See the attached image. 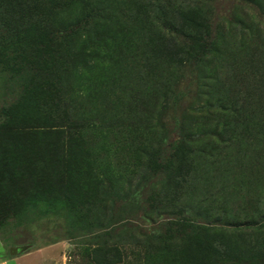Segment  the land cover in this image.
<instances>
[{
    "label": "rangeland",
    "instance_id": "obj_1",
    "mask_svg": "<svg viewBox=\"0 0 264 264\" xmlns=\"http://www.w3.org/2000/svg\"><path fill=\"white\" fill-rule=\"evenodd\" d=\"M197 1L204 28L184 61L148 4L175 18ZM74 120L90 197L47 213L28 202L33 249L200 264V240L227 248L226 264H264V0H0V126Z\"/></svg>",
    "mask_w": 264,
    "mask_h": 264
},
{
    "label": "trees",
    "instance_id": "obj_2",
    "mask_svg": "<svg viewBox=\"0 0 264 264\" xmlns=\"http://www.w3.org/2000/svg\"><path fill=\"white\" fill-rule=\"evenodd\" d=\"M149 3L150 12L155 11L158 14L155 18L156 23L167 34L165 39L171 48V55H177V58H185L184 61H187L192 52L191 43L198 38L197 31L204 28L201 16L203 9L200 5L205 2L197 1L195 6L187 8L188 10L183 8L174 10L172 13L175 18H167L158 5ZM90 19L89 16L76 17L72 20L66 19L63 24L68 30H72L80 27L82 23L86 24ZM51 34L59 36L55 31ZM173 38L184 40L186 48L177 45L179 47L177 50ZM73 46L70 45L72 53L76 51ZM202 79L205 81L208 77L203 74ZM81 125L79 121L74 120L66 122L63 126H0V196L4 203V207L0 208V238L11 240L26 231L30 225L24 221L29 213L24 212L28 202L40 201L45 207L44 213H47L59 208L58 205L63 201L69 210L74 204L82 203L85 197H90V194L85 193L87 189L81 182V179H84L91 183L87 169L85 170L86 165L83 168L79 167V164L86 163L83 155L85 151L82 148L75 151V147L82 139L72 131L80 129ZM136 152H139V149ZM202 234L209 236L207 232ZM195 235L191 238L199 240L201 235L198 233ZM217 245L220 244L213 241L211 246L209 242L206 245L200 240L197 242L195 246L200 248L199 252L204 256L200 264L228 263L230 259L226 254L228 249L223 250L222 247L220 251L217 248L221 247H216ZM245 257L247 256L238 258V261L251 262Z\"/></svg>",
    "mask_w": 264,
    "mask_h": 264
},
{
    "label": "crops",
    "instance_id": "obj_3",
    "mask_svg": "<svg viewBox=\"0 0 264 264\" xmlns=\"http://www.w3.org/2000/svg\"><path fill=\"white\" fill-rule=\"evenodd\" d=\"M24 221L25 224L30 223L29 220ZM26 231L29 230L26 229ZM24 236L23 233H20L11 240L0 238V264H65L66 255L62 250L61 240L33 249L34 245L31 240L35 238ZM12 248H18L20 251L15 255H10L9 250Z\"/></svg>",
    "mask_w": 264,
    "mask_h": 264
},
{
    "label": "water",
    "instance_id": "obj_4",
    "mask_svg": "<svg viewBox=\"0 0 264 264\" xmlns=\"http://www.w3.org/2000/svg\"><path fill=\"white\" fill-rule=\"evenodd\" d=\"M19 251H20V249H18V248H12V249L9 250V254H10V255H15V254H17Z\"/></svg>",
    "mask_w": 264,
    "mask_h": 264
}]
</instances>
